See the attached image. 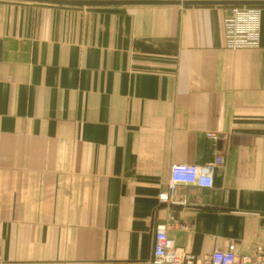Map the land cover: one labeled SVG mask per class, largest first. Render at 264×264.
<instances>
[{"label": "crops", "instance_id": "crops-1", "mask_svg": "<svg viewBox=\"0 0 264 264\" xmlns=\"http://www.w3.org/2000/svg\"><path fill=\"white\" fill-rule=\"evenodd\" d=\"M257 7L235 50L231 6L0 0V264H144L159 225L194 264L264 250ZM217 157L212 188L159 201L173 164Z\"/></svg>", "mask_w": 264, "mask_h": 264}, {"label": "built area", "instance_id": "built-area-1", "mask_svg": "<svg viewBox=\"0 0 264 264\" xmlns=\"http://www.w3.org/2000/svg\"><path fill=\"white\" fill-rule=\"evenodd\" d=\"M260 16V8L257 6H231L230 14L225 18V33L230 49L258 47ZM224 162L223 157H217L203 165L173 164L170 167L168 188L160 193L159 201L170 202L179 185L212 188L215 169ZM209 261L210 264H264V250H259L253 256L239 255L236 247L230 245L227 249L214 251ZM144 264H194V262L177 247L176 239L170 234L169 227L159 225L154 234L152 256Z\"/></svg>", "mask_w": 264, "mask_h": 264}, {"label": "water", "instance_id": "water-1", "mask_svg": "<svg viewBox=\"0 0 264 264\" xmlns=\"http://www.w3.org/2000/svg\"><path fill=\"white\" fill-rule=\"evenodd\" d=\"M63 6H111V5H222V6H261L264 0H13ZM1 53V41H0Z\"/></svg>", "mask_w": 264, "mask_h": 264}]
</instances>
